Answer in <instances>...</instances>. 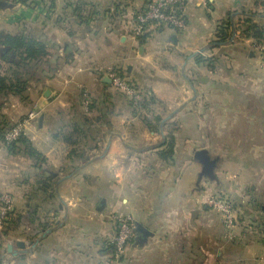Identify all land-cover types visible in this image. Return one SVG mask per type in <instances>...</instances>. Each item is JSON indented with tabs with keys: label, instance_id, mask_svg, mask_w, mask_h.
<instances>
[{
	"label": "crops",
	"instance_id": "crops-1",
	"mask_svg": "<svg viewBox=\"0 0 264 264\" xmlns=\"http://www.w3.org/2000/svg\"><path fill=\"white\" fill-rule=\"evenodd\" d=\"M146 1L0 0V33L56 48L57 65L0 100L11 125L39 109L25 137L40 158L0 141V196L15 202L0 256L11 264H108L116 215L134 222L121 264H264V62L253 48L264 0H186V31L135 40L131 22ZM227 22L232 35L218 45ZM101 67L150 94L141 109L150 121ZM85 90L86 163L56 136L85 115ZM210 196L230 204L232 227Z\"/></svg>",
	"mask_w": 264,
	"mask_h": 264
},
{
	"label": "built area",
	"instance_id": "built-area-1",
	"mask_svg": "<svg viewBox=\"0 0 264 264\" xmlns=\"http://www.w3.org/2000/svg\"><path fill=\"white\" fill-rule=\"evenodd\" d=\"M186 0H147L142 9H140L131 22V36L135 40L140 38L152 37L156 32L162 29H171L175 31H186L188 28L187 18L184 13ZM254 50L260 55L264 62V43L253 44ZM99 70L107 76L111 82L114 91L123 96L125 99L132 101L135 107H139L145 95L142 88L133 85L125 80L124 75L110 67H101ZM90 94L88 91L83 93V107L90 111ZM142 112L140 115L150 118L149 113L138 109ZM39 113L35 108L28 112L15 127L6 132L4 143L10 146L17 142L22 136L26 135V129L29 124L35 121ZM14 198L10 194L0 196V232L6 228L12 219L14 212ZM206 205L210 208L224 214L227 225H234V210L228 202L222 198L210 196L206 198ZM117 222V233L112 238V256L108 264H121L122 258L126 254L128 246L134 237V222L130 216L116 215L114 217ZM0 264H11L10 258H2L0 256Z\"/></svg>",
	"mask_w": 264,
	"mask_h": 264
},
{
	"label": "trees",
	"instance_id": "trees-1",
	"mask_svg": "<svg viewBox=\"0 0 264 264\" xmlns=\"http://www.w3.org/2000/svg\"><path fill=\"white\" fill-rule=\"evenodd\" d=\"M232 35V23L227 22L220 26V32L218 34V40L216 41V44L220 45L223 42L229 40V37ZM262 33H258L257 36V43H264V38ZM146 37L140 38L139 40L143 41ZM51 61V54L48 46L33 37L26 36L23 34L20 35H12L9 33H0V96H8L11 94H21L23 93L29 86L28 80H25L24 73L26 71L32 72L36 71V65H38L40 62H42L45 59H48ZM8 63L9 67L7 68V74H3V68L4 65ZM23 70V72L21 71ZM56 68H53L51 70L52 73H54ZM25 71V72H24ZM45 72V71H44ZM37 73H32V75L35 77ZM145 95V92H144ZM152 100L150 97V94L146 93L144 101L138 105L139 109H147V106L149 104L148 99ZM132 104V103H131ZM92 103L90 104V109L92 108ZM133 105V104H132ZM89 125V124H87ZM15 127V124L8 126L6 129L3 130V135L1 140L4 143L5 134L9 130ZM73 133H78L80 135V139L76 142L72 141L68 135L65 134H57L56 136L62 140H64L69 146L72 147V151L70 152V156H77L84 159V162H89L87 158H84L83 153H79V148H73V146L80 145L82 138L86 135L85 127L82 124L78 125L75 124ZM64 132V131H62ZM26 135L22 136L17 142L14 144H11L9 148H14L16 144L22 143L27 146L26 150L27 153L35 158H40V153L37 149L32 147L28 141V139L25 137ZM166 154H169V151L166 152ZM68 173V172H67ZM72 173V171L70 172ZM37 184L41 187L42 190L47 191L48 190V182L47 180L39 179L37 181ZM14 214V212H13ZM13 217V216H12ZM12 220V219H11ZM10 220V222H11ZM9 222V223H10ZM9 225V224H8ZM7 225V226H8Z\"/></svg>",
	"mask_w": 264,
	"mask_h": 264
},
{
	"label": "rangeland",
	"instance_id": "rangeland-1",
	"mask_svg": "<svg viewBox=\"0 0 264 264\" xmlns=\"http://www.w3.org/2000/svg\"><path fill=\"white\" fill-rule=\"evenodd\" d=\"M26 36H29V35H26ZM52 49V50H51ZM49 48V50H50V54H51V58L52 57H55V52H56V48L54 49V48ZM50 60H52V59H50ZM53 61H54V59H53ZM53 61H49V58L48 59H45V60H43L42 62H40L38 65H36L37 67L35 68L36 69V71L34 72V71H32V72H28V71H24L25 73L23 74L24 75V77H25V80H28V82H29V84H28V86L29 85H31V84H33L34 83V81H35V79L36 78H38V77H40L39 75H42L41 73H43L44 71H46V72H50L53 68H55V67H57V65L53 62ZM9 67V64L8 63H6L5 65H4V68H3V74H7V68ZM22 72H23V70H21ZM32 73H37L36 74V76L34 77L33 75H32ZM124 78H125V80L126 81H128V82H130V83H132L133 85H135V86H137V87H140L137 83H135L134 81H132V80H130V79H128L126 76H124ZM34 80V81H33ZM143 90V89H142ZM80 94V93H79ZM12 95H14V94H11V95H8V96H12ZM119 95V94H118ZM7 96V97H8ZM120 96V95H119ZM2 96H0V100H4V99H6L5 97L6 96H4V97H2ZM6 101V100H5ZM130 103H132L134 106H135V104L132 102V101H130V100H128ZM2 104H3V102H2ZM134 109L135 110H138L139 109V107H134ZM38 110L39 109H35V111L37 112V113H39L38 112ZM80 109L79 108H76V110H75V112H77V111H79ZM83 111L85 112V115L84 114H80V113H78L77 112V114H78V116H80V122L79 121H77V120H75V122H72L71 124H70V126H69V129H66V130H63L64 132H62V131H57V134H65V135H68L67 137H69L72 141H74V142H76L77 143V141L80 139V135H78V133H73L72 134V132H73V130H74V126H75V124H78V125H80V124H83V125H87V124H90V123H92L91 122V120L92 119H94L93 117L94 116H91L90 114V111H87V110H85V109H83ZM81 112V111H80ZM142 112H140V113H137L138 114V117L140 118V119H142V120H144V121H150L151 119H149V117H146V115L143 117L142 115H140ZM19 120V119H18ZM18 120H17V122H18ZM20 121V120H19ZM32 124V123H31ZM31 124H29L28 126H27V129L29 128V126L31 125ZM11 124H9L8 123V121H6V119L5 118H3V117H1L0 116V141H2L1 140V138H2V135H3V130L4 129H6L8 126H10ZM65 127V126H64ZM95 134H98V131L96 130V129H94L93 130V132L91 131L90 132V135L91 136H94ZM5 144V143H4ZM6 146V145H5ZM27 146H28V144L27 145H25V144H22V143H18V144H16L15 145V147L14 148H9V146H6V148H8V149H11L12 151H14V152H19L20 153V150L21 151H24L25 153H27V150H26V148H27ZM85 147H87V146H85ZM73 148H80V145H76V146H73ZM81 154V153H80ZM77 157V156H76ZM80 157H82V156H80ZM78 158V157H77ZM82 159V158H81ZM81 162H83V161H81ZM80 162V163H81ZM66 164H67V162H66ZM65 171V170H64ZM69 172H71V170H69L68 171V173ZM66 173V172H65ZM64 173V174H65ZM233 218H234V220H235V215L233 216ZM229 227H231V226H229ZM5 229V228H4Z\"/></svg>",
	"mask_w": 264,
	"mask_h": 264
},
{
	"label": "water",
	"instance_id": "water-1",
	"mask_svg": "<svg viewBox=\"0 0 264 264\" xmlns=\"http://www.w3.org/2000/svg\"><path fill=\"white\" fill-rule=\"evenodd\" d=\"M48 93H49V92H47V94H48ZM19 245H20L22 248H25V247H26L24 243H20ZM8 250H9V252H11V251L13 250V246H9Z\"/></svg>",
	"mask_w": 264,
	"mask_h": 264
}]
</instances>
